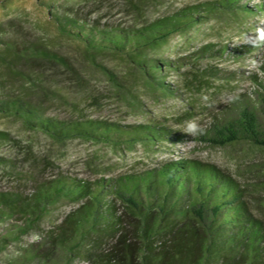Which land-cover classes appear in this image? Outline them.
I'll use <instances>...</instances> for the list:
<instances>
[{"label":"rangeland","instance_id":"rangeland-1","mask_svg":"<svg viewBox=\"0 0 264 264\" xmlns=\"http://www.w3.org/2000/svg\"><path fill=\"white\" fill-rule=\"evenodd\" d=\"M218 1L0 0L1 102L19 100L45 119L153 124L163 132L150 144L58 139L21 114L0 110V195L32 198L41 183L62 176L112 185L122 175L186 158L217 165L245 184L253 214L264 219V146L246 137L231 144L219 138L244 106L255 111L264 134V89L253 77L264 80V42L256 40L264 29V0L235 2L250 11H206ZM189 7L204 17L159 47H142L147 64L135 50L91 48L59 23L130 31ZM186 121H196L204 134L185 133ZM77 205L60 200L34 222L20 215L0 220V264H101L58 237Z\"/></svg>","mask_w":264,"mask_h":264},{"label":"trees","instance_id":"trees-1","mask_svg":"<svg viewBox=\"0 0 264 264\" xmlns=\"http://www.w3.org/2000/svg\"><path fill=\"white\" fill-rule=\"evenodd\" d=\"M236 1L214 2L205 9L251 10L235 6ZM198 13L197 7H189L130 31L100 30L72 20L59 23L63 29L72 27L70 31L91 48L135 50L141 56L138 62L147 64L142 47H159L172 34L197 23V17H204ZM241 50L236 48L234 53ZM156 62L151 61L152 65ZM253 77L264 89V80L256 74ZM0 110L23 115L28 124L58 139L83 136L150 144L163 137L153 124L125 127L97 120L45 119L19 100L0 101ZM219 136L222 144L246 137L264 146L258 117L248 106ZM247 191L245 184L217 165L184 158L143 174L122 175L112 185L62 176L41 183L32 198L1 194L0 220L20 215L34 222L58 201L69 200L78 205L65 216L58 237L77 255L93 256L101 264H264V219L253 214ZM104 240L110 243L108 247L94 252Z\"/></svg>","mask_w":264,"mask_h":264},{"label":"clouds","instance_id":"clouds-1","mask_svg":"<svg viewBox=\"0 0 264 264\" xmlns=\"http://www.w3.org/2000/svg\"><path fill=\"white\" fill-rule=\"evenodd\" d=\"M258 35L256 36V40L260 42H264V29H257ZM233 44L238 45L239 44V38H233L232 40ZM205 100H207V97H204ZM183 131L187 134H190L191 136L195 137L197 135L204 134V128L198 125L196 121H186L185 125L183 127Z\"/></svg>","mask_w":264,"mask_h":264}]
</instances>
